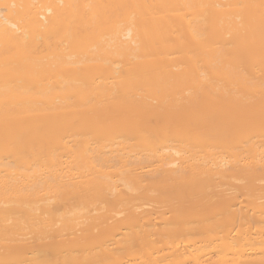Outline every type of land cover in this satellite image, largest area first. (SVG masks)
Returning a JSON list of instances; mask_svg holds the SVG:
<instances>
[{
    "label": "bare ground",
    "instance_id": "1",
    "mask_svg": "<svg viewBox=\"0 0 264 264\" xmlns=\"http://www.w3.org/2000/svg\"><path fill=\"white\" fill-rule=\"evenodd\" d=\"M259 178L264 0H0V264H264Z\"/></svg>",
    "mask_w": 264,
    "mask_h": 264
},
{
    "label": "rangeland",
    "instance_id": "2",
    "mask_svg": "<svg viewBox=\"0 0 264 264\" xmlns=\"http://www.w3.org/2000/svg\"><path fill=\"white\" fill-rule=\"evenodd\" d=\"M88 131V129H77L73 126H68L67 128V133L68 134H86ZM108 135L107 131L103 134L102 137ZM201 149H204V147H200ZM217 180V179H216ZM245 183V180H237L235 182L236 186H242ZM242 184V185H240ZM257 186H264V178L263 179H257L255 181V184ZM226 186V185H224ZM218 193V192H217ZM217 193L214 194H210L211 197H209V195H203V199L208 200L209 202L218 200L220 197V195H218ZM160 194L159 189H153L150 190L146 193H143V190H137L134 194L132 193H127L125 195L126 199L130 198V197H134L135 198V202L134 204L139 207L140 209H142L143 211L152 208V206H156L157 205V201H158V196ZM114 198L113 195L106 193V192H96V193H92L91 195H87L85 197H80L74 194H70L68 196H65V199L62 202V207L60 208L59 211L63 212L64 210H69L70 208H75V209H80V208H85L87 210H91L90 214L91 215H95L98 214L100 212V209H98V207L100 205H109L112 209H113V213H112V220L116 219V218H121L124 217L126 215V213L129 210V205L127 204L125 207L124 204H118V202H115L113 204H110V201H112ZM211 198V200H210ZM189 199V198H187ZM186 199V200H187ZM169 206H167L168 208ZM166 208V207H164ZM139 209V210H140ZM140 210V211H142ZM22 212V211H21ZM24 216V217H23ZM22 226H23V230L25 232H27L28 236H31V243L32 244H36V246L39 248V250H44L45 252H48L51 255H55V254H60L63 253V251H67V248L62 246V245H57L58 241L61 239L60 235H47L44 238H36V228L34 226V223L32 222V218H26V215H22ZM58 225H56V227H60L62 225V223L60 221L57 222ZM77 232H80L77 231ZM186 236H182L181 238H185ZM119 238H121V234L116 235L111 241L110 246H115V241L119 240ZM16 243L12 244L11 248H10V253L13 256L16 257H22L24 258L25 255H27V249L25 248H16L15 245ZM85 249V248H84ZM1 250H3L1 248ZM26 250V251H25ZM96 250H99V248H96ZM82 251V252H81ZM80 251V254H86L88 253V250H84L83 249Z\"/></svg>",
    "mask_w": 264,
    "mask_h": 264
}]
</instances>
